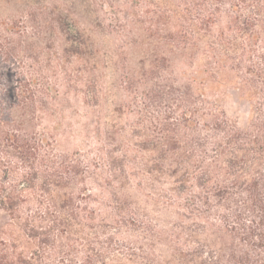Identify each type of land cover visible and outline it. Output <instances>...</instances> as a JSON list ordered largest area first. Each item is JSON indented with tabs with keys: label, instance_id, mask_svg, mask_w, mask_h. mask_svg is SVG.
<instances>
[{
	"label": "trees",
	"instance_id": "trees-1",
	"mask_svg": "<svg viewBox=\"0 0 264 264\" xmlns=\"http://www.w3.org/2000/svg\"><path fill=\"white\" fill-rule=\"evenodd\" d=\"M122 23L131 125L94 113L88 154L59 153L57 109L100 100ZM0 210V264H264V0H0Z\"/></svg>",
	"mask_w": 264,
	"mask_h": 264
},
{
	"label": "rangeland",
	"instance_id": "rangeland-1",
	"mask_svg": "<svg viewBox=\"0 0 264 264\" xmlns=\"http://www.w3.org/2000/svg\"><path fill=\"white\" fill-rule=\"evenodd\" d=\"M183 2L186 0H178ZM151 3H146L141 5L138 10V14L144 21L146 27L149 26L150 19V9ZM125 24H119L116 28L110 29V32L99 34V48L98 51L101 52L103 59L99 63L101 67L100 71V84L105 82V85L98 86L99 99H95L93 102L89 100L86 101V105L83 102H75L74 100H68L69 105L64 107H58V111L65 112L64 115H56L57 120L55 121V126L50 122L48 124L45 122V129L48 130L51 126L56 127L58 132L57 137V149L59 153L69 154L71 156H76V154L86 155L88 154V146H86L85 134L90 131L92 122L94 120V113L103 117V131H107L105 125L112 124V120L118 121L116 125L122 127L123 129H129L130 123L133 118H129L125 115L130 113V98L128 92H126V86L122 82V78L119 77L124 66L119 64V61L130 62V65H134L135 68L140 67V54L134 53L131 48H125V54H121L119 51L120 46L123 45L121 40H119L118 33L122 31ZM146 29V28H145ZM164 30V29H163ZM165 31V30H164ZM123 35V34H121ZM115 55V57H114ZM121 56L118 58V56ZM107 61H110L109 66ZM76 68H79L76 65ZM107 67V68H106ZM99 84V85H100ZM125 87V88H124ZM223 102L226 107L228 116L236 120L240 126H245L248 118V104L243 99H241L237 91L230 90L223 97ZM133 115V114H131ZM104 132V133H105ZM77 135V136H76ZM79 136V137H78ZM90 151V150H89ZM91 160L95 159L94 155L90 157ZM119 195H124L121 197L126 200L127 206H132L133 208H140L144 213L149 215H154L156 217H161V219L166 220L170 216L169 214L163 213V215H158L155 209L148 205V199L143 197L141 193L135 188V184L132 183L126 188L118 190ZM8 223V216L5 212L0 210V229ZM161 228H167L162 226ZM166 230V229H165ZM168 252V248L164 244L158 245V253L163 254L165 257Z\"/></svg>",
	"mask_w": 264,
	"mask_h": 264
}]
</instances>
